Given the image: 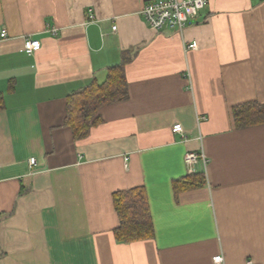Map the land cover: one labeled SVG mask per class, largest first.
<instances>
[{
  "label": "crops",
  "instance_id": "1",
  "mask_svg": "<svg viewBox=\"0 0 264 264\" xmlns=\"http://www.w3.org/2000/svg\"><path fill=\"white\" fill-rule=\"evenodd\" d=\"M145 1L0 0V264H264V123L232 114L264 103V0H208L181 29L151 27ZM127 49V96L75 139L67 96ZM135 186L153 235L117 240L112 195Z\"/></svg>",
  "mask_w": 264,
  "mask_h": 264
},
{
  "label": "trees",
  "instance_id": "2",
  "mask_svg": "<svg viewBox=\"0 0 264 264\" xmlns=\"http://www.w3.org/2000/svg\"><path fill=\"white\" fill-rule=\"evenodd\" d=\"M133 57L130 50L121 51L120 61L107 69L105 80H92L88 85L72 91L67 96L65 122L71 127L73 137H85L98 119V108L106 103L124 99L127 96L125 65ZM235 125L244 127L264 123V103L245 101L232 107ZM203 182L202 173L188 174L173 182L174 192L195 187ZM113 206L119 223L114 229L117 240L132 241L153 235V223L147 194L143 186L115 191Z\"/></svg>",
  "mask_w": 264,
  "mask_h": 264
},
{
  "label": "built area",
  "instance_id": "3",
  "mask_svg": "<svg viewBox=\"0 0 264 264\" xmlns=\"http://www.w3.org/2000/svg\"><path fill=\"white\" fill-rule=\"evenodd\" d=\"M208 0H146L140 13L144 20L153 28L160 29L163 27H171L181 29L188 19L195 15L199 9L205 6ZM89 19L93 18V15L89 14ZM116 25H112V29H115ZM49 31L56 32V27H50ZM7 33L4 28L0 30V37H6ZM41 41L35 37H25L23 50L26 52H32L39 49ZM197 46L196 40H192L187 43V48H195ZM174 132H181L182 127L180 123H175L171 127ZM199 157L205 161L203 153L188 150L184 154V161L188 166H191ZM30 164L35 162L34 157L29 158ZM215 262L222 261L221 254H215L213 256ZM250 260L248 263L250 264Z\"/></svg>",
  "mask_w": 264,
  "mask_h": 264
}]
</instances>
